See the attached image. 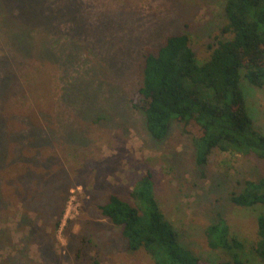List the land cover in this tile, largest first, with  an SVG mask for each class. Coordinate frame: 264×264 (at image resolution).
Here are the masks:
<instances>
[{
    "label": "rangeland",
    "instance_id": "374dc122",
    "mask_svg": "<svg viewBox=\"0 0 264 264\" xmlns=\"http://www.w3.org/2000/svg\"><path fill=\"white\" fill-rule=\"evenodd\" d=\"M225 0H0V264H156L132 251L100 205L146 172L179 241L216 263L215 213L254 252L264 204L229 200L264 176L254 154L213 149L198 165L190 134L171 121L157 140L131 99L144 55L187 33L199 61L226 23ZM253 128L264 134V86L240 82Z\"/></svg>",
    "mask_w": 264,
    "mask_h": 264
},
{
    "label": "trees",
    "instance_id": "16d2710c",
    "mask_svg": "<svg viewBox=\"0 0 264 264\" xmlns=\"http://www.w3.org/2000/svg\"><path fill=\"white\" fill-rule=\"evenodd\" d=\"M226 23L220 35L208 43L210 53L199 61L187 33L167 36L161 46L146 53L142 81L131 99L145 116L150 135L163 139L171 121L183 124L190 134L198 165L208 161L213 149L254 154L264 160V134L253 128L240 82L264 86V0H225ZM133 204L112 194L100 205L103 216L119 225L130 250H145L156 264H246L240 257L244 246L231 233L225 218L215 213L206 227L208 246L228 254L219 262H208L178 239L153 194L150 172L131 190ZM229 200L240 207L264 204V176L245 179L240 192ZM255 255L264 262V212L257 218Z\"/></svg>",
    "mask_w": 264,
    "mask_h": 264
}]
</instances>
